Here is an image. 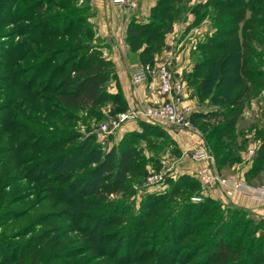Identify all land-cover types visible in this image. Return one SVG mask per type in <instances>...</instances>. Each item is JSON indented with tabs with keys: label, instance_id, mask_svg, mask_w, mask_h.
Listing matches in <instances>:
<instances>
[{
	"label": "trees",
	"instance_id": "obj_1",
	"mask_svg": "<svg viewBox=\"0 0 264 264\" xmlns=\"http://www.w3.org/2000/svg\"><path fill=\"white\" fill-rule=\"evenodd\" d=\"M185 1L156 0L151 7L147 21L138 22L134 18L129 21L125 42L128 51L135 55L142 65H152L155 54L162 50L165 44V36L172 29L174 19ZM260 1L207 0L204 3L206 6L218 11L224 10V14H222L220 22H216L214 33L198 44V59L192 69L185 74L189 86L196 91V95L202 99L207 98L209 104L214 106V108L205 112L194 111L191 114V120L194 123L199 118H204L206 122L210 120L217 122V125L211 127L208 131H205L203 127L200 130L204 135L207 146L213 153L216 165H219L218 167L226 163L230 165L238 159V151L244 144L238 142L240 134L237 132V122L242 115L244 105L251 98L256 97L264 88V71L258 63L259 53L254 51L253 47V41L257 40L255 36L256 29L254 33L249 31L253 28V25L264 27V9L260 11L262 9L259 8ZM19 3H23L24 6L21 5L16 9ZM4 4V8L9 14V18H11L10 20L13 19L14 22L20 20L29 22L34 18H38L36 25L30 21L32 27L30 30L25 28L24 31H20L25 27V25H22L19 30L22 32L21 35L32 34L34 31H42L49 35V38L38 36L35 46H38L41 52L33 59L34 63L26 67H29V69L24 71L31 74L28 79L30 82L39 77L36 80L38 83L40 78L44 77L43 85L40 87L37 84L33 86L39 89L46 86L48 82L53 83L56 79L52 86H48L47 91L54 96L55 104L52 107L57 110L52 117V123H58L59 125L57 128L54 127L53 130L41 134L42 137L48 135V139L54 140L53 148L81 138L79 143L68 147L65 151L56 153L57 159L54 162L56 163L59 159L63 161V167L85 169L83 177H81L82 174L75 175L76 177L72 181H66L64 187H52L51 184L45 187L46 192L51 194L58 192L59 200L56 198L57 201H68L69 204L71 201V204L80 206L79 208L76 207L77 209L46 213L51 215L49 220H51V217L62 220L64 218L62 212L66 213L65 219L70 218V229L79 228L82 230L81 233L90 235L88 245L76 246L71 242H67L60 247L61 243H58L57 239L51 245L54 249L47 255L48 262L62 257L63 264H76L74 260L85 254L90 247L95 252L108 250L105 246L110 247L117 229H106L105 226L118 222L120 219L118 214L110 212V205L113 202L108 200L109 196L125 193L126 191L131 193L135 184V181H133L135 172L142 168L147 161H151L154 167H159V154L161 152L158 149L159 146L162 149L166 145L158 143L156 144L157 147L154 145L148 149L149 155L146 152H141L139 159H132L131 156L136 152L134 142L136 138H139L138 132H126L117 145L102 151L98 147L93 131L86 128L87 132L83 133L74 127L80 121L81 115L103 117L101 107L106 103L111 102L119 106L114 114L128 107L120 89H117L116 92L110 91L112 83H115L118 87L117 74L114 63L104 57L99 47L93 44L94 30L88 22L87 15V11L91 10L90 4L80 3L77 5L76 0H6ZM248 11L252 14L249 18L246 17ZM258 11H260L261 17L255 16ZM202 16L196 17L194 22L197 23ZM240 24L238 30L237 26ZM251 56L255 57L257 61H252ZM21 71L23 69L17 70L18 73ZM21 76L23 77L24 74H20ZM43 92H46V90H43ZM12 121L14 124L11 123L8 127L9 130H7L10 133L18 125L26 128L24 130L31 127H26L25 123L20 120ZM139 125L146 132L156 134V138L160 137L159 135L167 137L166 144L168 145L169 142L173 146L172 153L179 154L166 129L144 121H139ZM69 127L71 128L64 131ZM22 132L26 134L25 131ZM36 134L33 136L29 134L28 137L31 138L32 136L36 139ZM258 135L262 139V144L254 157L248 176L257 174L264 167V134L259 130ZM6 145H8L6 142L0 144V146ZM133 160L134 163H132ZM43 173L41 176H43ZM3 176L0 175L1 195L5 193L2 185L8 184V176L12 175H5V179ZM187 176L190 177V175H181L180 179L170 185L169 191L161 194H148L144 201L148 210L142 218L139 216L138 229H133L136 230L134 234H138L136 239H140L139 235L143 236V240L146 237L147 228L145 222L144 224L142 222L145 217L147 221L155 214V212L153 214L151 212H153L156 205L163 206L166 202L172 201V198L177 195L184 194L186 190L199 189L198 181L194 178L189 179ZM29 177L36 178L34 175ZM2 179L4 180L2 181ZM57 182L59 180L55 179L54 183ZM167 182H170V180L168 179ZM79 185H81L80 189ZM74 194L76 197H74ZM119 202L126 205L123 199ZM206 204L208 205H205V201L198 204L180 202L174 209L171 206L167 208V213L162 215L161 223L167 220L168 230H162V235H157L159 231L150 233L151 236L155 235L156 237H162L164 234L163 244L159 245L157 250H154L155 246L152 245V242L150 243L152 246L145 251L149 255L151 253L155 255V264H188L187 258L189 256L198 258L192 264H264V231L260 234L263 240L256 241V235L253 233V235H250L247 232V226L251 223L249 221H245L243 224L239 221L218 222L212 231V235L206 236L205 242L203 241L199 245L192 244L186 249V257L182 258L183 261L173 257L175 251L169 247L171 244H177L181 239L200 235L199 233L202 230L210 229L207 227L211 225L200 220L215 215V211L218 210L220 205L214 199H206ZM232 209L238 214L246 216L252 214L247 209L236 207ZM88 211H92L93 214L88 213ZM16 213L14 211H7L6 215L0 213V222H4L8 216L11 219L20 218ZM40 216L38 214L35 218L38 219ZM82 218H84V221L81 224ZM258 218L261 222L264 221V217L259 216ZM131 221L127 225L128 227H125L126 236L131 232ZM30 226L20 227L17 230L18 235L21 238L25 237L26 234L28 235ZM102 226L104 227L99 230ZM238 226L239 229H237ZM56 228L58 230L54 231ZM59 228L60 226L40 231L37 234V240L35 239L33 243L25 241L24 248H29V245L35 247L31 251L32 253L30 252L32 258L36 255L35 251L39 248V244L44 243L43 241L39 243L38 239L41 237L51 238L55 232L58 236L63 234L59 232ZM260 228V226H257L255 232L259 231ZM7 238L0 237V243L5 244L6 250L15 246ZM135 247L138 248L137 240L134 243ZM125 249L126 252L130 251L131 244L126 243ZM117 254V257H119L120 250ZM142 254L139 251L137 257H132L134 262L141 264L147 261L139 259ZM28 255L26 254L22 258Z\"/></svg>",
	"mask_w": 264,
	"mask_h": 264
},
{
	"label": "rangeland",
	"instance_id": "obj_2",
	"mask_svg": "<svg viewBox=\"0 0 264 264\" xmlns=\"http://www.w3.org/2000/svg\"><path fill=\"white\" fill-rule=\"evenodd\" d=\"M5 1L6 0H0V144L6 142L8 143V145L0 146V175L1 177L4 175L3 178L5 177V175H12V176H8L9 177L8 184H4V186L2 185V188L4 189L5 193H3V195L0 194V213L6 215L5 213L7 211H14L17 212L16 215L20 216V218L11 219V217L8 216L4 222H0V237L1 236H4V238L8 237L7 238L8 241L10 243H14L15 245L14 247H10V245H8L10 248L6 250L5 248L6 246H4L5 244L0 243V249H1L0 264H63L62 257L56 259L55 261L48 262L47 255L50 254L54 249L51 247L53 241L57 239L58 243H61L60 247H62L63 244L67 242H71L73 245L76 246L78 245L83 246V245H88L90 243L88 242L90 235L89 234L85 235L84 233H81L82 230H80L79 228L70 229L69 228L70 218L65 219L66 213L62 212V214L64 215V218H62V220H56L52 217L50 218L51 220H49V217L51 215L46 213L50 211L59 212L65 209L67 210L77 209L80 206L71 204V201L70 204L68 203V201L65 202L57 201L58 192L55 194H51L50 192H46L47 190L45 187L48 184H51L52 187L53 186L64 187L66 181L68 182L72 181V179L76 177L75 175L82 174L81 177H83V173L86 171L85 169L82 170L79 167H78L79 169L76 167H63V161L59 159L57 160L56 163L54 162L57 159L56 153L60 151H65V149H67L68 147L79 143L81 141V138L77 139L74 142L66 143L62 146H57L56 148H53L52 144L55 141L54 140L52 141L51 138L48 139L47 138L48 135L47 137H42L41 134L47 131L49 132L50 130H53L54 127L57 128V126L59 125L58 123L55 124L52 123V119H53L52 117L55 115L57 110L53 109L52 107V105L55 104L54 96L49 91H47L48 86L49 85L52 86L56 81V79L54 80L53 83L48 82L46 86L39 89L33 86H35L36 84L38 85V87L43 85L44 77L40 78V81L38 83L36 82V80L39 77L33 79L30 82L28 79L29 77H31V74L30 73L27 74L24 71L26 69H29V67L28 68L26 67L31 63H34L33 59L39 55V52H41V50H39V47L35 46L36 39H38V36H40L41 38L43 37L49 38V35L45 34V32L42 31H34L32 32V34H28L25 36L21 35L22 32L20 31H24L25 28L28 30L32 29V27L30 26L31 25L30 21H32L36 25V21H38V18H34L29 22H26V20L23 21L20 20L21 22L20 21L14 22L13 19L10 20L11 18H9L10 16L9 14H7L6 9L4 8ZM206 1L207 0H186L181 5L182 8L180 12L177 14V17L174 19L175 22L173 23L172 29L169 31L171 32L170 38H172V43L169 44V46L172 47V50L170 49L171 50L170 52L172 53L173 51H175L176 53H182L183 59L186 56L185 58H187V61L188 59L190 60L189 64L187 65H190L191 67H193L195 61L198 59V53H199L198 44L203 42L207 37H209L214 33L216 22L217 21L220 22L222 14H224V10L218 11L212 7L206 6L204 4ZM80 3L89 4V1L76 0L77 5H79ZM21 5H23V3H19L18 6H16V9H18L17 7H20ZM259 8H262L260 11L264 9V0H261L259 2ZM260 11H258L255 14V16L261 17ZM87 15H88V22L90 23L92 29L94 30V37L92 38L93 44L99 47V43L101 39L98 35H96L95 24L92 21V16H93L92 7L91 10L87 11ZM199 15H203V16L201 17V19L198 20L197 23H195L194 22L195 18L198 17ZM250 15L252 14L249 11L246 12L247 18H249ZM22 25H25V27L24 29L20 30L21 29L20 27ZM240 26L241 24L237 26L238 30ZM255 29H256L255 36L257 37L256 38L257 40L253 41L254 43L253 47H254V51L259 53L258 63L260 64V67H262L264 71V27L253 25V28H251L249 31L254 33ZM175 54L173 53V55ZM70 57H74V56H70ZM176 58L177 57L175 55L173 60L174 61L173 66L175 67L174 71H176V77L182 79L184 82L185 98L188 100V103H191L193 107L196 108L198 111L204 112L202 110H205L206 108L208 109L209 107L208 99L207 98L202 99L196 95V91L189 86L184 71L180 72L179 68H176V64H177L176 63L177 61L175 60ZM251 59L252 61L254 60L257 61V59L253 56H251ZM160 62L158 63V65L156 64L154 68L153 66L150 67L149 73L150 75H152L150 77L153 78L151 79V83H155L156 93L159 97H161V100L150 103L148 102L145 103L140 100H137L140 101L142 104H145L146 106L149 105L156 106L164 100V96L161 95L159 92ZM149 66L151 65H148V67ZM19 69H23V71L18 73L17 70ZM139 69L142 68H137V70ZM142 70L145 72V69ZM20 74H24V76L20 77ZM145 82H146V78L140 84H143ZM43 90H46V92H43ZM260 93L261 91L256 97L253 98H257L260 95ZM253 98H251V100ZM259 100L258 102L254 100L253 101L254 104L252 103L249 104L250 102L249 100L244 105V109L242 111L243 115L241 118H239V121L237 122L238 126L244 133H246V131L251 130L252 121H255L256 119L261 120V118L263 119L262 107L264 106V101L263 100L259 101ZM118 108L119 106H117L114 103L111 102L106 103L104 106L101 107V113L103 117H86L84 115H81L80 121H78L74 127L78 131L83 133L87 132L86 128H88V130L93 131L98 147L102 149V151L107 150L114 145H117V143H119L120 139L126 132L128 131L138 132L139 138H136L134 142L135 144L134 147L136 149V152L133 153V156H131L132 159L134 158L139 159L141 152L144 153L146 152L148 154V149L154 145L156 146V144L158 143H161L164 146L165 145L166 146L161 149V147L158 145L159 146L158 150H160L161 152L159 154V167H154L151 161H147V163L144 164L142 168H140L138 171L135 172V176L133 180L135 181V184L133 185V190L131 193L126 191L125 193H119L117 195L109 196L108 200L110 202L111 201L113 202L110 205L111 206L110 212L116 215L118 214V217L120 219L118 222L105 226L106 229H112V228L117 229L115 233L116 235L114 234L115 236L113 237V242L111 243L110 247H108V245L105 246V248H108V250L106 249L107 252L106 251L95 252L90 247L88 248V251L85 254H82L81 256L77 257L74 260L76 264H137V262H134L132 257H137V255H139V251L143 253L142 255H140V257L138 256L139 259L147 260L141 264H155V260H154L155 255H153L152 253L149 255L145 251L147 248H149L152 245L155 246L154 250L155 249L157 250L158 249L157 247L163 244L162 239L164 234L162 237L161 236L156 237L155 235L151 236L150 233H152L153 231H159L161 233L162 230H166V231L168 230L167 220L166 222L163 221L161 223L162 215L164 213L165 214L167 213L166 210L169 206H171L172 209H174L176 208L177 204L180 202L182 203L190 202V203L198 204L201 202L203 203L205 201V205H208L206 204V199H214L219 203L220 207L218 208L217 211H215V215L211 216L210 218L205 217L202 218V220H200L211 225L207 227L210 228L211 230L210 229L202 230L199 233L201 236L194 235L191 238L187 237L181 239L179 242H177V244L174 243L171 244V246H169L173 251H175L173 257H176V259H179V261L180 259L186 257V249L188 247H190L192 244L199 245V243L207 239L206 236L208 235L211 236L212 231L218 222L230 223L232 221H239L241 222V224H243L245 223V221H249L251 223L250 225L247 226L248 227L247 232L250 235L255 234L256 241L262 239L260 234L264 231V221L261 222L258 218L259 217L258 215H256L255 213L247 214L248 216L244 214H238L232 208L233 207L240 208V207L231 204L230 202L227 201L221 202L220 200L215 199L211 197L209 194H207L210 190L214 188L223 187L226 189V191H224L226 197H229L234 192L239 190L232 191V194L229 195L227 194V192L232 188L229 185L214 184L215 186L212 185V186H207L206 188H202L201 186L202 184L200 182V173H199L200 169L203 167L202 165L199 166L192 173L193 175L180 173L179 171H177L179 157H177V154L172 153L173 146L170 145L169 142L168 145L166 144L167 137L159 135L160 137L156 138V134L151 133L149 131L146 132L143 129V127L139 125V121H144L150 124H153V122L146 121L140 118L132 119L135 121L138 120V127L131 130L122 131L120 128L123 126L124 123L127 122L126 121L121 125L119 129H117L113 133L111 134L102 133L100 128L101 125L105 121L112 119L118 113H120L118 112L114 114V111L117 110ZM125 110H122L121 112ZM12 120H20L25 123L26 127L29 126L31 127L28 130H24L26 128L18 125L15 127L13 132L10 133L7 130H9L8 127L11 125V123L14 124ZM191 123L195 129L198 128L200 130L203 127L205 131H208L211 129V127L217 125V122L215 120H210L206 122L204 118H199L194 123L191 120ZM70 128L71 127L66 128L64 129V131ZM164 129H166V127ZM195 129L188 131H195ZM22 131H25L26 134H24ZM242 131L239 133L241 137L243 135ZM255 131L257 132L258 128H256ZM257 133L255 134L252 133L253 140L249 141L248 143L246 142V145H244L245 148L247 149L248 154L244 153V155H241L240 154L241 152L240 153L238 152L239 155L238 159L232 162L230 165L226 163L218 167L219 165H216V161L213 156V153L208 147V151L211 154V161H209L207 165L209 164L210 166L209 168L211 169V171L221 178H230V179L237 178L241 182L242 186H246V189H248V187L251 189L264 187V184L250 185L249 184L250 181L247 179V176L240 172L241 168L243 167L237 168L235 169L236 171H234V164L237 165L238 163L239 165L240 162L246 161L250 156L251 157L249 161L252 163L253 158L255 156V152L259 147L257 146V144L261 142L260 138L255 136ZM29 134H32V136L36 134L37 135L36 139H34L32 136L31 138L28 137ZM241 137L238 139L239 140L238 142L243 143ZM250 137L252 138V136ZM91 143H95V142H91ZM174 154H175V158L174 157L172 158V155ZM175 160L177 161L175 162ZM135 161L133 160L132 163H134ZM204 165L206 164L204 163ZM240 165L242 166V164ZM15 167H17V169H15ZM220 170L226 172L220 173ZM42 172H44L43 176H41ZM29 173H33L31 175H34L36 178H30L29 176L31 175ZM183 174L190 175V177L187 176L189 179L194 178L195 180H197L199 183V189L192 190L193 189L192 188L191 190H186L184 194L177 195L175 198H172V201L166 202V204H163V202H161L163 206L156 205L154 207L153 212H151V214H153L154 212L155 214L150 219L148 218L147 221L145 217L142 222L143 224L145 222L147 228V231L145 232L146 237L143 240L142 239L143 236L139 235L140 239H136V237H138L137 236L138 234H134L136 230L133 229H138L137 225L139 223L138 220L140 219L139 216L142 218L144 213H146V211L148 210L147 205L144 203L148 194L149 195L161 194L166 191H169L170 185L173 182H175L177 179H180V176ZM152 175H162V179L155 182L153 181L148 182V177ZM4 179H2V181ZM55 179L59 180V182L54 183ZM168 179L170 180V182H167ZM46 180L48 181L46 182ZM80 187L81 185H79V189ZM242 193L247 194L244 193V191ZM248 195H251L252 197L258 199V197H256L253 194H248ZM74 197H76L75 194ZM122 199L125 201L126 205H122V203L119 202V200ZM258 200L262 203L260 199ZM88 213L93 214L92 211H88ZM38 214H40L41 216L40 218L37 219L35 217H37ZM83 221L84 218L81 219L80 223L82 224ZM130 221L132 225L131 232L126 236L125 229L128 227L127 225L130 223ZM24 225H29V226L31 225V226L28 235L26 234L25 237L23 236L21 238V236L18 235L17 230L20 227H23ZM59 226H60L59 232L63 234H60L58 236L57 233L55 232L54 236L51 238L48 239H46L45 237L39 238L38 239L39 243L40 241H43L44 243L42 242L43 244L41 245L39 244V248L35 251L36 255L34 256V258H32V254H30V252L35 247L33 245L31 246L29 245V248H27L28 249L27 250L26 248H24L26 242L28 241L30 243H33L35 239L37 240V234L40 233V231L45 229H51L52 227H59ZM257 226L258 227L260 226L261 228L259 229V231L255 232ZM103 227L104 226H102L99 230H101ZM237 229H239V226ZM56 230H58V228H56L54 231ZM159 232L157 233V235L158 234L162 235V233L160 234ZM136 240L138 242V248L137 247L134 248V243L136 242ZM125 242L127 244L128 243L131 244V250L128 252H126L127 250L125 249L126 246ZM150 243H152V245ZM164 244L166 245L165 242ZM118 246H120L119 250L123 256H120L121 255L120 254L119 257H117L118 255L117 253L119 251ZM26 254L29 255L25 258H22ZM196 259L198 258L189 256V258H187V261H189L188 264H192L193 261H195ZM183 260L184 259H182V261Z\"/></svg>",
	"mask_w": 264,
	"mask_h": 264
},
{
	"label": "crops",
	"instance_id": "obj_3",
	"mask_svg": "<svg viewBox=\"0 0 264 264\" xmlns=\"http://www.w3.org/2000/svg\"><path fill=\"white\" fill-rule=\"evenodd\" d=\"M88 1L93 10L92 21L95 24L96 35H98L101 39L99 43V49L103 53L104 57L110 59L114 63L117 74L118 87L115 83H112L110 86V91L116 92L117 89H120L127 102L128 107L136 104L137 100H140L145 103L156 102L161 100V97H159L156 93L155 83H151V79L153 78L150 77L152 75H150L149 73V68L152 66L154 68L156 64L158 65V63L161 61V59H163V57H169L172 63H174L173 60H174V56L176 55L177 57L175 59L177 61L176 68H179L180 72L184 71L185 74L189 72V70L192 68L190 65H187L189 64L190 60L188 59L187 61V58H185L186 56L183 59L182 53H176L175 51H173L172 53L170 52L172 50V47L169 46V44L172 43V38H170L171 32L166 34L164 40L165 46L159 53L155 54L154 61L152 65L149 67L148 65L146 66L142 65L137 60L136 56L128 51V46L125 42V36L129 21L132 18H134L138 22L147 21L150 15L151 7L155 4L156 0H140L139 8L131 14L124 13L123 11H121V9L118 6L108 3L106 0H88ZM173 53L176 54L173 55ZM137 68L145 69L146 82L138 86H134L130 81V71L136 70ZM263 96H264V89H262L260 95L257 98H253V99L256 102H258L259 99H260L259 101L261 100L264 101ZM252 100H250L249 104L251 103L254 104L253 103L254 100L253 101ZM208 106H209L208 109L206 108L207 110L214 108L213 105L208 104ZM206 109L202 111L205 112L207 111ZM262 109H263L262 111L263 119L261 118V120L256 119L255 121H252L251 123L252 128L251 130L248 129L250 131H246V133H244L237 124V132L240 133L242 131L243 133L242 137L241 136L240 137L242 138L244 145H246V142L248 143L249 141L253 140L252 133L255 134L259 130H261L264 134V106L262 107ZM195 111H197V109ZM136 127H138V120L136 121L130 120L124 123L120 129L122 131L131 130ZM256 128H258L257 132L255 131ZM196 129L195 131H188V130H178V129L169 130L166 128L168 135L174 141L176 149L179 152V154L177 155V157H179L177 171H179L180 173L193 175L192 173L199 166L204 165L205 163L202 160L195 161L191 158V154L194 149H198V148L208 149L202 131H200L198 128ZM250 136H252V138ZM255 136L259 137L261 140V142L257 144V146L260 147L262 143V139L258 135V133ZM244 145L238 151L239 153L241 152L240 153L241 155H244V153L248 154L247 149L245 148ZM258 149L256 150L255 155ZM173 157L175 158V154L172 155V158ZM250 157L246 161L240 162L242 166L240 164L238 165V163L237 165L234 164V171H236L235 169L237 168L243 167L241 168L240 172L247 176V179L250 181L249 182L250 185H263L264 167L257 174L255 175L250 174L248 176L249 169L253 164V161L252 163L249 161ZM177 160H175V162ZM222 172H226V171L220 170V173ZM224 191H226L225 188L218 187L210 190L207 194H209L211 197L215 199L220 200L221 202L224 201L230 202L231 204H234L243 209H247L258 216L264 217V204L261 203L258 199L252 197L251 195L243 194L242 192L239 191H236L231 196L226 197Z\"/></svg>",
	"mask_w": 264,
	"mask_h": 264
},
{
	"label": "built area",
	"instance_id": "obj_4",
	"mask_svg": "<svg viewBox=\"0 0 264 264\" xmlns=\"http://www.w3.org/2000/svg\"><path fill=\"white\" fill-rule=\"evenodd\" d=\"M108 3L118 6L124 13H133L140 6V0H106ZM169 57H163L159 67V92L164 96V100L156 106H146L137 101L133 106L128 107L123 112L118 113L112 119L105 121L101 125V132L111 134L121 127V125L132 119H144L153 122V124L166 127L167 129L192 130L195 129L191 123V114L195 108L185 98V87L182 79L176 77V71ZM146 78V73L142 70L130 71V81L134 86H138ZM191 157L195 161H204L206 165L200 169V182L202 188L216 185H229L232 187L227 194L232 191H244L247 194H253L264 204V187L251 189L242 186L236 179L221 178L214 174L209 168L211 154L207 148L194 149ZM162 179V175H152L148 177V182H155ZM215 186V185H214Z\"/></svg>",
	"mask_w": 264,
	"mask_h": 264
}]
</instances>
